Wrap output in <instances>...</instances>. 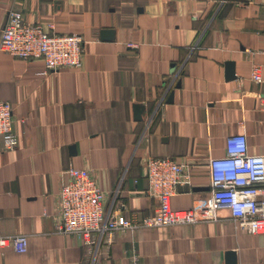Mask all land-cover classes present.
Segmentation results:
<instances>
[{"label":"crops","instance_id":"crops-1","mask_svg":"<svg viewBox=\"0 0 264 264\" xmlns=\"http://www.w3.org/2000/svg\"><path fill=\"white\" fill-rule=\"evenodd\" d=\"M10 9L81 35L83 53L80 67L48 71L0 50V100L17 136L11 150L0 137V232L28 238L25 252L0 248V264H231L232 252L234 264H264V234L240 229L228 210L94 244L55 231L69 167L89 168L106 214L128 217L156 208L149 158L188 166L190 184L171 198L184 209L210 196L209 159L225 154L227 136L244 132L248 151L264 154V67L261 81L250 76L264 62V0H0V33Z\"/></svg>","mask_w":264,"mask_h":264},{"label":"built area","instance_id":"built-area-1","mask_svg":"<svg viewBox=\"0 0 264 264\" xmlns=\"http://www.w3.org/2000/svg\"><path fill=\"white\" fill-rule=\"evenodd\" d=\"M83 38L76 33L56 34L40 24L26 22L20 11L8 10L0 33V50L22 59H42L45 69L80 67ZM264 53V52H263ZM262 64L251 67L250 76L261 81ZM12 106L0 100V137L3 148L16 147L12 128ZM58 191V221L55 231L75 234L86 244H94L102 235L120 230L135 231L158 226L193 224L214 219L218 210H228L231 220L251 234H264V154L248 151L244 132L226 137L225 154L209 159L210 196L184 209H174L171 198L179 185L190 184L188 166L169 157H152L145 162L147 194L157 201L150 214L125 217L119 210L106 214L105 193L89 168L69 167ZM25 252L28 238L24 233L0 232V248Z\"/></svg>","mask_w":264,"mask_h":264},{"label":"water","instance_id":"water-1","mask_svg":"<svg viewBox=\"0 0 264 264\" xmlns=\"http://www.w3.org/2000/svg\"><path fill=\"white\" fill-rule=\"evenodd\" d=\"M102 36L105 37V38H109L112 36V30H102L101 32ZM227 65V76L228 77H233L234 76V73H233V64L232 62H228L226 63ZM179 84H177L178 86ZM172 96H173V92L171 91L168 98L166 99V101H172ZM134 117L136 120H140V113H141V109H140V106L135 104L134 105ZM233 252L230 253V256H231V264H234V261H233Z\"/></svg>","mask_w":264,"mask_h":264}]
</instances>
